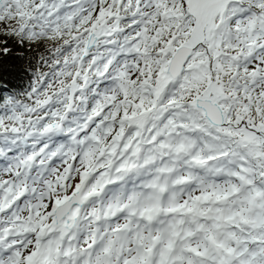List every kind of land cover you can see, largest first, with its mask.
<instances>
[{
  "label": "snow or ice",
  "instance_id": "6c2138e0",
  "mask_svg": "<svg viewBox=\"0 0 264 264\" xmlns=\"http://www.w3.org/2000/svg\"><path fill=\"white\" fill-rule=\"evenodd\" d=\"M0 264H264V0H0Z\"/></svg>",
  "mask_w": 264,
  "mask_h": 264
}]
</instances>
